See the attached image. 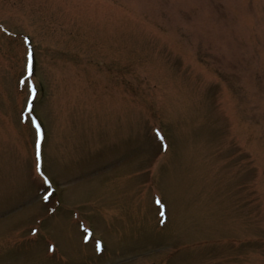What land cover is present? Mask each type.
Masks as SVG:
<instances>
[{
	"label": "rangeland",
	"instance_id": "obj_1",
	"mask_svg": "<svg viewBox=\"0 0 264 264\" xmlns=\"http://www.w3.org/2000/svg\"><path fill=\"white\" fill-rule=\"evenodd\" d=\"M0 264H264V0H0Z\"/></svg>",
	"mask_w": 264,
	"mask_h": 264
},
{
	"label": "snow or ice",
	"instance_id": "obj_2",
	"mask_svg": "<svg viewBox=\"0 0 264 264\" xmlns=\"http://www.w3.org/2000/svg\"><path fill=\"white\" fill-rule=\"evenodd\" d=\"M27 42V41H26ZM29 67H31V53H29ZM32 123L36 128V140H35V172L38 177L43 180V183L46 185H51V181L44 174L43 170V158H42V130L39 123L33 119ZM159 135V133H158ZM49 195H45L44 199L47 200ZM33 231H36L35 229ZM54 246H50L49 250H53Z\"/></svg>",
	"mask_w": 264,
	"mask_h": 264
},
{
	"label": "bare ground",
	"instance_id": "obj_3",
	"mask_svg": "<svg viewBox=\"0 0 264 264\" xmlns=\"http://www.w3.org/2000/svg\"><path fill=\"white\" fill-rule=\"evenodd\" d=\"M166 224H167V222H166Z\"/></svg>",
	"mask_w": 264,
	"mask_h": 264
}]
</instances>
